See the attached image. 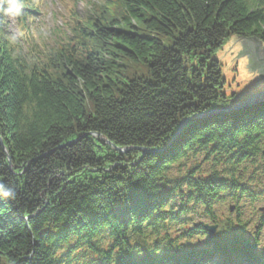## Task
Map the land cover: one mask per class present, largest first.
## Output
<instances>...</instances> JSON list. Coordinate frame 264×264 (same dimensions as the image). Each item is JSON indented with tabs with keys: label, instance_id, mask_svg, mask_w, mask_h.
Masks as SVG:
<instances>
[{
	"label": "trees",
	"instance_id": "1",
	"mask_svg": "<svg viewBox=\"0 0 264 264\" xmlns=\"http://www.w3.org/2000/svg\"><path fill=\"white\" fill-rule=\"evenodd\" d=\"M78 2L52 44L34 24L43 0H16L25 44L0 10V264H75L79 250L87 264H264L240 219L259 199L246 176L264 158V103L221 112L239 101L214 59L232 36L264 44V0ZM201 156L208 172L173 176ZM227 196L235 220L216 217ZM177 203L204 208L216 234L172 236L188 221Z\"/></svg>",
	"mask_w": 264,
	"mask_h": 264
},
{
	"label": "rangeland",
	"instance_id": "2",
	"mask_svg": "<svg viewBox=\"0 0 264 264\" xmlns=\"http://www.w3.org/2000/svg\"><path fill=\"white\" fill-rule=\"evenodd\" d=\"M76 0H43L44 6L42 10V15L35 16L36 21L35 25H38L40 28H38V33L45 42L51 43L52 41L49 38V34L51 29L54 25V20H57V24H62V16H68L69 15V7L72 2ZM86 0H80L78 2V10L80 13L83 12L84 3ZM16 0H0V10H4V21H5V27L6 32L8 35L15 40L16 42L20 44L27 43V40H31L33 37H36V34L29 35V39L22 36V32L19 27V21L17 17L18 8L16 6ZM55 17V18H54ZM35 25L33 28H35ZM233 38H228L222 48ZM163 43L168 45L167 39H162ZM221 48V49H222ZM221 49L216 53L218 54ZM215 54V55H216ZM219 64L221 65V71H222V77L224 80V88L223 92L227 95V97H232L240 95L241 93H251L253 95L257 94H263L264 93V83H251L243 79L241 75V67L244 64V58L239 59L238 61L234 62L231 67L229 68V64L227 61H219ZM125 68V75L132 76L133 74H136L138 77H146L148 74V71L144 65H132L124 62ZM122 72V70H118ZM264 158L258 159L256 162L249 163L247 165V176L246 180L249 181L252 179L256 183V187L254 192L257 196V202L253 203L252 205H249L250 199H246L247 205L246 207L241 210V216L240 219L243 223L246 224V234L247 236L252 240H257L258 244L264 248V227H260L261 220L264 218V213L262 214L260 212V209H264V177L261 176V164L264 167ZM199 164L200 169L208 172L212 165L211 161L204 160V157H199L197 160H191L184 164L181 168H177L172 172L173 176H177L178 173L185 174L191 164ZM220 171L223 172L225 169L224 166L218 167ZM232 197H225L222 201L218 202L215 206V214L217 218H231L235 220L237 218L236 214V204L233 202ZM188 208V214L187 219L188 221L186 223L182 222L180 226L171 228L170 232H172V236L178 237L180 234L184 235V232H188L194 227L201 228L204 225H210L215 226L211 223V219L209 215H207L204 211V208L201 207H193V205H186L184 203L180 204L177 203L178 210L180 208ZM230 207H234V211H230ZM256 209V212L253 213L252 209ZM258 212V214H256ZM261 221V222H260ZM108 239V238H106ZM195 241L199 244H203V239L200 240L198 238ZM107 244L109 243L108 240H106ZM75 264H87L90 261H96L97 257L92 255L91 253L83 250V251H77L75 254Z\"/></svg>",
	"mask_w": 264,
	"mask_h": 264
},
{
	"label": "water",
	"instance_id": "3",
	"mask_svg": "<svg viewBox=\"0 0 264 264\" xmlns=\"http://www.w3.org/2000/svg\"><path fill=\"white\" fill-rule=\"evenodd\" d=\"M241 58H244V64L241 67V75L243 79L251 83H264V44L259 40L252 38L238 42L236 38L233 37L218 54L214 55V59L218 62L227 61L229 68L234 62ZM237 99L239 101L238 104L222 110L221 112L240 111L244 108L264 103V93L253 95L245 92L238 95ZM193 119H189L182 124L168 148L174 144L183 132L187 123ZM124 152H126V150L121 151V153ZM230 211L233 212L234 207H230ZM260 212L263 214L264 209L261 208ZM203 229L210 237L214 236L217 232V226L204 225Z\"/></svg>",
	"mask_w": 264,
	"mask_h": 264
}]
</instances>
